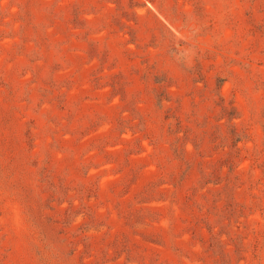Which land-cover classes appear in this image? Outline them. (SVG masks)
I'll return each instance as SVG.
<instances>
[{"label": "rangeland", "instance_id": "374dc122", "mask_svg": "<svg viewBox=\"0 0 264 264\" xmlns=\"http://www.w3.org/2000/svg\"><path fill=\"white\" fill-rule=\"evenodd\" d=\"M0 264H264V0H0Z\"/></svg>", "mask_w": 264, "mask_h": 264}]
</instances>
